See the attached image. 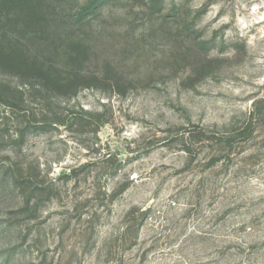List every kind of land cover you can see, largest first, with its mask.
Returning a JSON list of instances; mask_svg holds the SVG:
<instances>
[{
    "label": "rangeland",
    "instance_id": "1",
    "mask_svg": "<svg viewBox=\"0 0 264 264\" xmlns=\"http://www.w3.org/2000/svg\"><path fill=\"white\" fill-rule=\"evenodd\" d=\"M0 264H264V0H0Z\"/></svg>",
    "mask_w": 264,
    "mask_h": 264
},
{
    "label": "trees",
    "instance_id": "2",
    "mask_svg": "<svg viewBox=\"0 0 264 264\" xmlns=\"http://www.w3.org/2000/svg\"><path fill=\"white\" fill-rule=\"evenodd\" d=\"M194 133L200 137L206 138V134L202 130H195Z\"/></svg>",
    "mask_w": 264,
    "mask_h": 264
}]
</instances>
